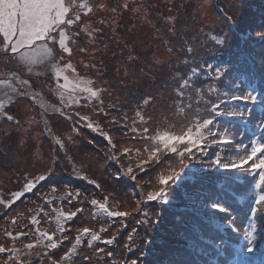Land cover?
<instances>
[{
	"label": "trees",
	"instance_id": "16d2710c",
	"mask_svg": "<svg viewBox=\"0 0 264 264\" xmlns=\"http://www.w3.org/2000/svg\"><path fill=\"white\" fill-rule=\"evenodd\" d=\"M97 1L92 0V2ZM200 1L141 0L140 4L144 7L137 9L136 4L139 0H131L128 3L131 5L127 4V9L122 10L124 9L123 4L127 2L111 0L113 4H116V10L112 11L113 13L109 11L106 15L93 14L90 17L82 15L81 22L71 29L72 32H80L76 43L70 45L75 51L71 57L74 59L73 64L77 70L76 77L84 81L83 88L104 90L101 95L103 113L97 111L100 105L94 99L90 102L84 99L88 93L83 90L77 96V99H80V105L73 103L76 96L73 98L69 92L62 89L60 91L64 93V96L61 99L59 92L53 91L57 85L53 68L49 64L37 65L32 73H28L22 70V65L17 64L4 53H0V73L7 74L10 70L18 71L21 80L30 81V86L22 85L18 81H11L10 85H0L2 93L0 100H3L6 105H8L10 95L15 100L4 109L14 117V120L9 121L0 112V199H10L11 193L22 190L27 179L32 178L25 177L27 174L24 173L23 167L26 161L38 169L35 176L46 173L50 168L53 170L47 181L33 192L27 193L10 209L0 204V244L5 247L14 245L20 249L19 258L23 264H50L48 256L44 254L48 250L43 246H37L31 252L24 248V245L35 240L30 217L36 215L41 208L44 212L38 217L40 231L56 233L57 240L61 238V234L57 229L56 217L61 212L68 213L79 207L84 208V212L78 214L72 222H61L66 229L71 228V231H67L68 239L61 247L52 250L53 259H59L71 247L76 230L79 228L87 226L98 231L101 227H105L107 231L102 232L105 233L101 235L102 240L115 237L111 245L96 242L89 247L85 242L78 248V255L65 261L64 264H84L83 257L85 256L91 258L89 264H120L125 261L130 262L127 264H132V261H136L137 264H171L174 260H176L175 264H201L202 260L206 261L205 257L188 250L187 245L193 241L196 246L204 248L205 243L197 240L194 232L189 234L193 235L194 239H186L181 236H185L184 234H176V231L184 229L188 232L189 228L185 223L187 225L193 223V226L196 223L201 228L200 234H203L205 239L212 238L220 241L221 238H217L218 236L229 237V233L226 235L209 225L213 219L227 220L228 212L207 210L205 205L200 206L199 203V199L202 200L205 197L202 195H195L194 198L189 196L190 193L193 194L196 191L208 193V196L215 195L226 203L227 206L224 207L235 216L234 208L230 204L237 206L236 199L227 195L222 187H220L221 190L217 187L219 185L233 186L241 192H246L247 187L242 184L237 186L236 182L230 178L220 176L219 170L211 169L213 166L217 167L213 163L217 151L214 149L216 145H213L206 154L197 153L194 160L185 159L184 161L187 160L190 163V170L182 169L179 158L174 154H169L167 158H162V164L154 171L149 169L146 173H137L135 181L125 174L129 166L128 157L120 158L119 163L112 159L113 155L119 157L124 148H130L132 149V166L135 169V164L139 162L136 158V150H140V158H146L145 142L131 131L133 127H147L150 135H154L155 130L174 131L165 124L159 106L164 101L168 103L171 94L170 82L175 68L176 72L182 74L183 79L188 77L193 68L200 70L198 76H194L193 112L198 107L204 108L205 101L209 98L217 102L216 97L219 94L221 100L229 99L231 94L236 93L235 90L241 92L239 95H243L248 85L264 90V79L259 76L264 69L262 70L261 63L256 61V53L264 56V39H261L264 35V22L259 21L264 18V0H245L248 5L245 11L250 13L248 17L245 16L244 10H239V3L236 1L212 0L213 12L219 17L223 15L226 18V22L221 19L222 22L219 23L204 19L203 9L198 6ZM82 2L85 3V0ZM224 8H229L232 13H228ZM170 17L173 18L171 21ZM86 19L90 20L89 23L85 21ZM85 28L87 31H84ZM95 29H99V32H94ZM90 32L93 33L92 37L88 35ZM142 45L147 47L146 51H141ZM158 45H162L169 54V58L164 62L156 53ZM80 48L85 51L79 52ZM56 54L59 57L58 49ZM208 64L230 68L228 75L234 83L229 84L231 79L225 80L226 77H222L219 81L211 79L215 77V72L207 68ZM44 67H48L50 71H46V68L42 71L41 68ZM242 84L245 85L243 88L228 91L231 86L238 87ZM212 86L217 87L218 92L209 93L208 88ZM13 87L19 92H26L27 95L13 94L11 92ZM197 89L203 93L204 100L200 99ZM37 93L39 95L34 101L32 96ZM149 97L150 102L143 104V100ZM20 100L30 104L39 120L48 122L45 124L46 130L44 129L46 133L44 146L49 147L50 152L41 161L22 152L18 143H15L13 139L15 137L6 132L8 126L16 130L21 126L18 116L10 112V108ZM245 107L243 102L237 101L223 105L225 112L231 109L245 111ZM56 108H61L63 114L55 111ZM137 111L142 113L146 123L139 121L136 116ZM75 112H79L81 116H88L98 127L87 128V122L81 121L74 114ZM66 116H71V119H67ZM221 117L218 118L219 121ZM226 117L230 116L226 115ZM263 117L264 109L259 112L256 107L248 120L254 127L255 122L258 123L257 125L264 122L260 121ZM133 121L136 123L134 124ZM230 121L238 127L236 136L238 139L242 138L244 143L254 136L264 135V129L260 127L256 130L252 128L253 133H249L244 123L238 118L231 117ZM67 130L72 133L71 142L65 141V139L68 140L64 138ZM102 133H107L111 137L115 149ZM229 135L232 137L233 133ZM134 136L137 138L134 139ZM221 138L226 137L221 136L220 133L216 139ZM57 140L63 142V149ZM170 167L177 172L182 170L185 174L190 173L191 177H196L195 182L186 177L179 186L170 190L169 204L163 205L156 202L141 204L140 212H136L141 194L148 190L145 187L146 183L154 179L162 170L167 171ZM90 180L96 181L100 188L97 189L89 183ZM53 186L63 196L59 201L51 191ZM76 189L82 193L80 197L82 202L73 201L69 205L65 199L66 194L67 192L75 194ZM211 191L213 194L209 193ZM43 195L48 197L50 204L42 200ZM254 195L256 193L253 194L252 200L255 198ZM104 197H108V206L111 210L122 211L127 207L124 211L132 214L123 221L116 218L115 222L103 214L93 216V209L88 201L92 198L103 201ZM183 198L187 201H182ZM207 211L209 212L206 213ZM158 212L159 223L156 224L152 221L156 220ZM21 213H23L22 216L19 215ZM187 216L193 217L194 220L189 219L185 222ZM13 217L17 218L15 225L11 223ZM142 219L146 223L138 225L137 221ZM259 220L255 223L257 229L254 233L255 250L247 255L249 264H264V232L262 231L264 213L260 212ZM124 224L127 226L124 227ZM133 229L136 231L133 232ZM5 231H12L14 234L26 231L31 238L24 237L13 242L4 237ZM130 235L131 241L129 240ZM96 248H103L105 251L97 253ZM108 252L112 253L111 257L107 255ZM228 252L232 254V249H228ZM163 254L167 255L168 261L163 260ZM233 254L235 255L234 252ZM6 258L5 255L0 254V262ZM221 260L225 264L234 263L231 260L227 262L228 257Z\"/></svg>",
	"mask_w": 264,
	"mask_h": 264
},
{
	"label": "snow or ice",
	"instance_id": "6c2138e0",
	"mask_svg": "<svg viewBox=\"0 0 264 264\" xmlns=\"http://www.w3.org/2000/svg\"><path fill=\"white\" fill-rule=\"evenodd\" d=\"M103 9L105 5L100 4L98 6ZM127 9V3L123 5ZM93 11L91 5L78 0H0V53H4L11 60L17 64L23 66L22 70H26L28 73H32L33 69L37 65L49 64L54 69V78L56 82V88L54 92H59L61 99H63L64 93L61 89L67 88L68 77L64 76V84H60V78L64 69L72 68L70 60L65 61V56L71 57L73 54V47L70 46L76 43V39L80 36V32H72L73 26L78 25L81 22V17L87 16ZM115 11V9H113ZM173 18H169L171 21ZM230 19V18H229ZM84 31H87L85 28ZM94 32H99V29H95ZM89 37H92L93 33H88ZM264 39V35L261 36ZM59 50L60 55L57 57L56 50ZM79 52H84L85 49H78ZM191 51V49H189ZM61 62L63 67H60ZM87 67V65H85ZM94 67V65H93ZM208 69L215 72V77L211 78L216 81L226 74L227 69L217 67L211 64L207 65ZM75 71V68H72ZM198 68H193L187 78L182 80L180 84V90L177 95L180 99L179 112L185 114L191 112V115H184V126L177 131H159L155 130L154 135L149 134V128H136L133 127L131 131L136 133L144 143V152L146 158H140V150H136V158L139 160L133 168L132 160V149L124 148L120 152V156L113 155L112 159H115L119 163L120 158L128 157L129 166L126 173L130 179L135 181L137 179V173H146L149 169L155 170L162 164V158H167L169 154H174L179 158V164L182 169H187L188 165L184 164V160L196 159V154H206L207 151L213 147V145H224L225 148L221 151H217L213 159V163L225 171H239L243 174L249 175L254 179V188L260 190L254 200L253 206L250 208L249 225L251 231L246 229L244 234L245 243L241 245L240 251H247L252 253L255 250L256 237V225L253 222L255 220L257 212L264 213V135L254 136L249 139L247 143L241 142L236 143L234 140L229 138L216 139L220 136V129L218 127L219 117L227 115L230 117L238 118L241 122L247 121L251 117L253 111L257 106L264 109V90L259 87L248 85L243 95H231L227 100H221L219 96L216 97L217 102H213L211 98L205 101L204 108H197L194 112L192 111L191 104H184V91L185 88L193 86L191 83L193 76H198ZM11 81H18L22 85H29V80H21L20 72L8 71L7 74L0 73V85H10ZM80 83L84 81L81 78ZM91 83V82H89ZM83 91L87 92L88 95L84 97L86 101H92L93 99L100 105L97 108L98 112L103 113V100L101 95L103 89H94L91 87H84ZM197 94L201 100H204V95L197 89ZM11 92L17 96L27 95L26 92H19L15 87L11 88ZM209 93L218 92V88L215 86L208 88ZM39 93L32 96L35 101ZM227 95V93H226ZM151 98L143 100V104H148ZM233 101L243 102L245 111H229L225 112L223 105L229 104ZM13 96L8 97V105L3 101H0V112L9 121L14 120V117L10 115L4 109L14 103ZM73 103L80 105V99L74 98ZM111 107V106H109ZM55 111L62 112L61 108L54 109ZM80 118L81 121H85L86 127L95 129L98 125H95L88 116H81L79 112L74 113ZM105 115L107 113H104ZM136 116L139 121L146 123L144 116L140 111L136 112ZM67 119H71V116H66ZM125 119H127L125 117ZM135 124L136 122L133 121ZM261 129H264V122L258 125ZM75 130V129H74ZM227 130L225 129V132ZM108 140V143L115 149V145L112 144L111 137L107 133H102ZM137 138L136 136L133 137ZM208 141V143H205ZM57 143L63 149V142L57 140ZM231 145L229 149L227 146ZM225 152L235 153V158H230L229 155H224ZM53 173L50 168L46 173L27 179V182L23 185L22 190L11 193V198L7 200L0 199V204H3L6 209H10L17 201L24 197L27 193L33 192L39 185L47 181ZM185 179L184 172H177L174 168H169L167 171H161L157 176L149 180L145 187L147 191L141 194V199L138 201L136 212H140V205H147L150 202H156L157 204L167 205L170 203V190L179 186L181 181ZM191 180L195 182L196 177H191ZM89 183L93 184L97 189L100 185L94 180H90ZM52 193H55V186L51 189ZM82 193L79 189L75 190V195L72 193L66 194L65 199L69 205L73 201H80ZM45 203H51L47 196L44 197ZM89 205L93 209V216L97 214H103L107 218L115 222L116 218H120L121 221L127 218L132 213L128 211L111 210L108 206V197H104L103 201L96 198H92L88 201ZM207 208L213 212L227 213L229 210L225 208L217 199L216 201H209L206 205ZM31 212V210H29ZM43 208L39 209L36 215L30 217V223L33 225V232L35 240L32 243L24 245L25 250L31 252L37 246H43L47 252L44 254L48 256L50 264H64L65 261L72 259L78 255V248L85 242L89 247H92L96 242H102L105 245L113 244L115 237L105 238L102 240L101 233L106 232L107 228L101 227L98 231L90 227H82L76 230V236L74 242L71 243V247L65 251L59 259H53L52 250H56L61 247L66 239H68L66 233L71 231V228L66 229L62 221L72 222L78 214L84 212L83 207L76 208L75 211L63 213L61 212L56 217V225L61 238L57 240L56 233H49L48 231H40L39 215L43 213ZM23 215V213L19 214ZM47 215V214H45ZM146 215V214H145ZM153 223H159V212L157 213L156 220ZM11 223L15 225L17 218L13 217ZM146 223L145 220H138L137 224ZM228 227L235 233L239 234V230L234 225V218L226 222ZM124 227L127 225L124 224ZM136 229H133L135 232ZM4 237L12 240L13 242L20 240L24 237H29V233L26 231H19L15 234L12 231H5ZM131 235L129 240L131 241ZM97 253H103V248H96ZM0 254L5 255L7 258L4 259L0 264H23L19 258L20 249L14 245L12 247H5L0 244ZM109 257L112 256L111 252H108ZM90 257H83L84 264H89ZM132 264H137L136 261H132Z\"/></svg>",
	"mask_w": 264,
	"mask_h": 264
},
{
	"label": "rangeland",
	"instance_id": "374dc122",
	"mask_svg": "<svg viewBox=\"0 0 264 264\" xmlns=\"http://www.w3.org/2000/svg\"><path fill=\"white\" fill-rule=\"evenodd\" d=\"M121 1L127 2V4H128L131 0H121ZM233 1L234 2L236 1V2L239 3V10H244V11L247 10L246 8H247L248 5H246V1L245 0H233ZM259 1H261V0H259ZM253 2H254V4H256L255 1H253ZM85 3L91 5L92 8H93V11L91 13H89L87 15V17H90L93 14H97L98 16H100L102 14L106 15L109 11L112 12L113 9L116 10V7H115L116 4H113L111 2V0H98L97 2H92V0H88V1L85 0ZM140 3H142L141 0H139V3L136 4L137 5V9H142L144 7ZM100 4L105 5V7L103 9H100L98 7ZM128 5H131V4H128ZM225 5H226V3H225ZM198 6L203 9V17H204V19H207L209 21H213L215 23L222 22L221 19H223L226 22V18H224L223 15H221L219 17L218 14H215L213 12V10H212V0H201L199 2ZM122 10H125V8L124 9L122 8ZM225 10H227L228 13H232L229 8H226ZM248 12L245 11V16H247V17L250 14ZM251 13H252V11H251ZM235 19L238 20V17H236ZM85 21L89 23L90 20L86 19ZM259 21L261 23L264 22V18L259 19ZM231 23H232V21H231ZM242 23L243 22H241V24ZM140 49H141V51H146L147 47L145 45H142ZM164 49L165 48L162 45H158L157 48H156V53H157L158 57L161 59V61H163V62H164V60H167L169 58L168 52L165 51ZM74 52L75 51H73V54L71 56L74 55ZM256 57H257V59H256L257 63H261V69L263 70L264 69V65H263L264 64V60H263L264 56H261V55L256 53ZM69 60L71 62L72 68H75V71H72V68L64 69L59 82H60V84H64L65 81H64L63 77L67 76L68 77V81H67V85L68 86H67V88H64L62 90H65V91L69 92L73 98L75 96L77 98V96L81 94V91L83 89L84 83L81 84L80 83L81 79L79 77H76V71L77 70H76V67L73 64V60L74 59L72 57H66L64 62H67ZM64 62H61L60 67H63V63ZM45 68H46V71L49 70L48 67L41 68V70L43 71V70H45ZM224 68L227 69L226 74L223 76L224 78L226 77L225 78V80H226V79L230 78V76L228 75V73L230 71V68H228V67H224ZM52 70L54 71V69H52ZM53 74H54V72H53ZM259 76L264 79V72L259 73ZM182 80H183L182 74L179 73V72H176V68H175L174 72H173L172 80L170 82V84H171L170 93L171 94H170V96L168 98V103H166L164 101L159 106L160 114L164 116L165 124L168 125L170 129H173L174 131H177V132L185 124L184 115L185 114H187L189 116L191 115V112H187L186 111L185 114H181L179 112L180 99H179L177 93L180 90V84L182 83ZM191 83L193 85L195 83L194 76L192 77ZM230 83L233 84L234 81L231 79L229 84ZM236 83L238 84V82H236ZM244 86H245L244 84H242L241 86H238V87L236 85H234V87L231 86L228 89V91L235 90V88H237V89L240 88L241 89ZM183 91H184L183 103L184 104H191V105L195 104V96H194L195 90H194L193 86L190 87V88H185V89H183ZM235 92L236 93H233L231 95H239V94H241L240 91H236L235 90ZM1 95H2V93L0 92V96ZM219 97H220V94H219ZM160 102H161V100L158 102V104ZM192 110H193V108H192ZM230 111H235V110L231 109ZM10 112L13 115L18 116L19 120H21V123H20L21 126H19V128L17 130L14 129L13 127H11V126H8L7 129H6V132L9 135H12V136L15 137L13 139L15 140V143H18L19 148L22 150V152H24L25 154L29 155L30 157H35L36 159H39L40 161L43 160L44 156L48 152H50V148L47 147V146H44L45 145V139H44L45 137L44 136H46V133H45L46 125L45 124H47L48 122L46 120H44V122H43L41 119H40L41 120L40 121L36 117V115L34 113V110L31 108L30 104L28 102H26V101L20 100L18 103L15 104V106L10 108ZM225 117H226V115L222 116L221 117L222 119L219 121V124H218V126L221 127V128H219L221 136H224L226 138H230V139L234 140L236 143L241 142V140H243V139L242 138L238 139L237 136H236V133L239 130L238 127L236 126V124L234 122H231V121L229 122V120H231V117H229V118L228 117L225 118ZM224 118H225V120H224ZM260 121H264V117ZM260 123H262V122H260ZM254 124L257 125L258 123L255 122ZM249 125H250V123H249ZM1 126H3V124H1ZM257 127H258V125H257ZM225 129L227 130L226 132H225ZM232 133H233V136L229 137L230 136L229 134H232ZM71 136H72L71 131L67 130L64 133V138H67L68 140L65 139V141L71 142V138H70ZM243 142H244V140H243ZM227 147L230 149L231 145H229ZM224 148H225V146L222 145V144L214 146V149H216L217 151H221ZM224 155H229L230 158H235L236 154L235 153L225 152ZM184 164L188 165L187 170H190L189 161H187V160L184 161ZM24 165H25V167H23L24 168V173L27 174L25 177H28V178L35 177L36 172L38 171V169L33 167V165L29 164L28 161H26L24 163ZM211 169L212 170H219V175L224 177V178H230L229 176L236 177V180H238L236 182L237 186L242 184V185H245V187L248 188V192L246 191L243 195H241V194L239 195V197L242 196V197L245 198L244 201L241 204L237 203V206L235 204H230L231 207L234 208V212H235V216L232 215V219L234 218V225L239 230V234L233 232L234 239L236 240V243H235L236 246L234 248H236L237 252H241L240 251L241 245L245 243V241H244L245 231H246V229L248 231L251 230V228L248 227V225H249L250 208L253 206V200H252L253 196L252 195L254 193L257 194L259 190L254 188V179H253V177H251L249 175L243 174V173H241L239 171H225L223 169H220L219 167H214V166L211 167ZM181 171L182 170H180L179 172H181ZM184 175H185V178L186 177L191 178L190 173H187V174L184 173ZM220 187H221V185L218 186L217 188L220 189ZM222 187H226V185H222ZM262 187H264V186H262ZM68 193H70V192H67V194ZM209 193L213 194L212 191L209 192ZM53 195L58 198L57 201H59L60 199L63 198V196L60 194L59 191H56L55 193H53ZM72 195H75V194L72 193ZM195 195L196 196L202 195L203 197H205L202 200L199 199L200 200L199 201L200 206L206 205L209 201H216L217 199L219 200V198L216 197L215 195L208 196V193H201L199 191H196L193 194L192 193L189 194V196H191V197L193 196V198H194ZM255 196L256 195H254V197ZM38 197H40V196H38ZM44 197H45L44 195L41 196L42 200L44 199ZM182 201H184V198H183ZM186 201L187 200H185L184 202H186ZM219 202L223 206H227L224 201L219 200ZM126 209H127V207L123 208L122 211H124ZM207 210H211V209L208 208ZM208 212L209 211H207L206 213H208ZM259 217H260V212H257L255 220L253 222L256 223V222L260 221ZM185 218H186L185 222H187V220H189V219L194 220L193 217H189V216H187ZM185 225L188 226V228H189V229L186 228V229H188L187 230L188 232H186V230L182 229L181 231H176L177 232L176 234L182 233V234L185 235V236L181 235L182 237L189 238V239L190 238L194 239L193 235H189V234H192V232L196 233V232L201 230V228L196 223L194 224V226H193V223H188V225L185 223ZM227 226H228V224H227ZM262 231L264 232V226L262 228ZM101 235H105V233H102ZM103 239H105V238H103ZM239 240L242 243H239ZM241 254H243V252H241ZM162 256H163V260L165 259L166 261H168L166 254H163ZM230 256H232V255H230ZM228 260L229 261H227V262H230L229 258H228ZM174 262H176V260H174ZM174 262H171V264H175ZM127 263H130V262L129 261H125V262L120 263V264H127ZM162 264H165V263H162ZM233 264H240V261L238 260V262H235Z\"/></svg>",
	"mask_w": 264,
	"mask_h": 264
}]
</instances>
